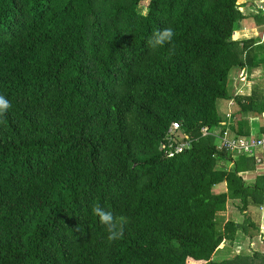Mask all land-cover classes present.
<instances>
[{"label": "trees", "instance_id": "16d2710c", "mask_svg": "<svg viewBox=\"0 0 264 264\" xmlns=\"http://www.w3.org/2000/svg\"><path fill=\"white\" fill-rule=\"evenodd\" d=\"M142 1L0 0V264H264L250 250L214 260L260 234L264 180L245 184L243 156L218 168L226 154L201 135L223 120L231 73L264 68V45L232 39L237 0H149L145 14ZM167 27L174 50L150 47ZM235 101L231 128L248 137L264 91ZM172 122L191 143L165 158ZM229 200L241 224L217 222ZM96 204L126 217L119 239Z\"/></svg>", "mask_w": 264, "mask_h": 264}, {"label": "crops", "instance_id": "0c3cea01", "mask_svg": "<svg viewBox=\"0 0 264 264\" xmlns=\"http://www.w3.org/2000/svg\"><path fill=\"white\" fill-rule=\"evenodd\" d=\"M236 4L244 19L240 22L239 27L234 30L232 39L239 43L254 39L258 41L259 44L264 45V21H261V19L264 18V0H237ZM228 91L230 99L219 100L217 102L218 112L221 115V118L223 117V120L218 127L210 130L212 134L211 136L214 137L215 147L219 144L218 138L222 137L224 132H226L228 136H237L231 128L234 120L239 118L237 114L239 108L235 98H245L249 97L252 92L264 91V68L255 67L251 69L249 73L245 69L232 72L230 75ZM246 117L249 119L250 130L253 134H257L258 131H260V128L264 127V111L262 112L261 118L255 117L254 115L252 116L251 114ZM218 152L226 154L222 157L223 159H218L217 157L218 168L230 170L234 167V162L240 158V156H235L230 153ZM243 159L244 162L248 160L253 162V167L249 166L246 169H242L239 173V176L242 177L245 184H253L257 178H263L264 180V151L257 150L254 157L243 156ZM214 190L224 192L225 186L224 184L218 185ZM236 204H238L236 201L229 200L227 203V209L224 212H219L217 214L218 217H225L221 222L230 220L236 224H241L244 221L245 214H241L236 210ZM231 209H234V211ZM253 218L254 221L257 220L256 224L259 227L260 234L253 239H250L244 236L241 232H238L233 248L228 244L222 245L219 248L220 253L215 256V259H230L232 256L229 257V254L234 255L235 246L239 244V240L242 245L240 253L245 251H257L264 254V203L257 210V216H254Z\"/></svg>", "mask_w": 264, "mask_h": 264}, {"label": "built area", "instance_id": "2783aa9c", "mask_svg": "<svg viewBox=\"0 0 264 264\" xmlns=\"http://www.w3.org/2000/svg\"><path fill=\"white\" fill-rule=\"evenodd\" d=\"M202 137L211 136L208 128L201 129ZM219 144L216 149L220 152H226L235 156L254 157L257 150L264 151V135L253 134L248 137L228 136L226 132L219 137ZM191 139L183 131L181 125L172 122L167 132L165 140L161 143L159 150L165 158H172L175 154L180 153L183 149L190 146ZM241 245H237L235 253L239 254Z\"/></svg>", "mask_w": 264, "mask_h": 264}, {"label": "clouds", "instance_id": "9594fccd", "mask_svg": "<svg viewBox=\"0 0 264 264\" xmlns=\"http://www.w3.org/2000/svg\"><path fill=\"white\" fill-rule=\"evenodd\" d=\"M174 37L175 32L171 27L159 29L154 31L152 37L148 40V45L152 48L170 45L169 51L172 52L175 47L173 43ZM11 107V102L4 95H0V117H3ZM92 213L105 226V230L108 233L107 238L110 241L119 239L122 236L124 225L127 222L126 217L114 215L111 211L105 210L98 204L92 206Z\"/></svg>", "mask_w": 264, "mask_h": 264}, {"label": "rangeland", "instance_id": "374dc122", "mask_svg": "<svg viewBox=\"0 0 264 264\" xmlns=\"http://www.w3.org/2000/svg\"><path fill=\"white\" fill-rule=\"evenodd\" d=\"M148 2H149V0H143L142 2H141V4H140V8H141V12H142V14H145L146 13V6H147V4H148ZM232 211H234V209H231ZM225 217H218L217 216V222H219V223H222L221 222V220L223 221V219H224ZM238 243H239V245H241V241L239 240L238 241ZM241 247H242V245H241ZM234 254H236L235 252H234ZM230 256L229 257H233V256H235V255H231V254H229ZM214 258H215V256H214ZM213 258V259H214ZM214 260H216V261H221V259H214Z\"/></svg>", "mask_w": 264, "mask_h": 264}]
</instances>
